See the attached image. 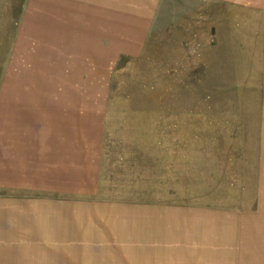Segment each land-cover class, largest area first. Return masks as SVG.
<instances>
[{"label":"rangeland","instance_id":"rangeland-1","mask_svg":"<svg viewBox=\"0 0 264 264\" xmlns=\"http://www.w3.org/2000/svg\"><path fill=\"white\" fill-rule=\"evenodd\" d=\"M0 197L80 264H264V0H0Z\"/></svg>","mask_w":264,"mask_h":264},{"label":"crops","instance_id":"crops-1","mask_svg":"<svg viewBox=\"0 0 264 264\" xmlns=\"http://www.w3.org/2000/svg\"><path fill=\"white\" fill-rule=\"evenodd\" d=\"M39 67L31 68L32 74L38 73L41 76L43 63L38 60ZM17 95V91H13ZM16 198H1L0 197V224L8 225L13 218H9L16 212ZM7 217V218H6ZM7 239L0 238V264H80V256L77 252L72 253L62 249V245L56 244V249H44V244H32L30 240H14L11 242ZM13 240V239H9ZM28 241V242H27ZM43 244V246H42ZM6 247H10L6 249ZM24 247V248H23ZM76 248V247H75ZM22 252V253H21Z\"/></svg>","mask_w":264,"mask_h":264}]
</instances>
